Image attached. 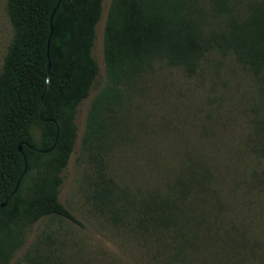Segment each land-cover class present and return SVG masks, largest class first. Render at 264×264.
<instances>
[{
	"label": "rangeland",
	"instance_id": "374dc122",
	"mask_svg": "<svg viewBox=\"0 0 264 264\" xmlns=\"http://www.w3.org/2000/svg\"><path fill=\"white\" fill-rule=\"evenodd\" d=\"M109 3L101 1L91 49L98 74L77 105L75 144L60 173L58 199L77 222L37 221L8 264H170L181 236L136 222L141 204L162 197L182 201L178 222L184 237L197 240L194 264L240 260L244 248L233 245V230H244L246 243L260 241L258 255H243L240 264H264V75L229 50L207 51L192 72L155 59L122 87L102 152L120 212L100 203L97 165L81 138L90 103L106 83L102 37ZM193 9L206 28L219 27L209 0H194ZM12 34L7 0H0V69Z\"/></svg>",
	"mask_w": 264,
	"mask_h": 264
},
{
	"label": "trees",
	"instance_id": "16d2710c",
	"mask_svg": "<svg viewBox=\"0 0 264 264\" xmlns=\"http://www.w3.org/2000/svg\"><path fill=\"white\" fill-rule=\"evenodd\" d=\"M101 1L7 0L13 34L0 69V204L7 200L0 205V264L10 262L37 221L62 217L77 222L58 199L60 173L75 144L77 105L98 74L91 49ZM209 4L221 17L215 29L205 27L194 0H110L102 37L106 83L90 103L81 144L97 165L96 196L114 214L120 212L115 206L119 192L105 176L102 152L108 148L109 120L122 87L155 59L192 72L213 48L231 51L254 74L264 75V0ZM149 199L141 204L137 225L161 228L165 236L177 232L181 239L170 264H194L197 240L184 237L178 222L182 201ZM232 234L235 248H244L234 264L242 263L243 255H258L259 240L257 248L243 239L244 230ZM188 248L191 252L185 254Z\"/></svg>",
	"mask_w": 264,
	"mask_h": 264
},
{
	"label": "water",
	"instance_id": "95a60500",
	"mask_svg": "<svg viewBox=\"0 0 264 264\" xmlns=\"http://www.w3.org/2000/svg\"><path fill=\"white\" fill-rule=\"evenodd\" d=\"M51 30H52V29H51ZM48 44H49V39L47 40V46H48ZM46 68H47V72H48L49 69H50V63H49V62H47V64H46ZM43 108H44L43 103H41L40 111H39V114H40V115L42 114ZM43 120H50V118L43 119ZM54 142H55V141H54ZM17 149H18L19 151H21V147H20V146H18ZM18 183H19V178H18L17 181H16V184H15V187L13 188V190H12V193L15 192V190H16V188H17V186H18ZM6 201H7V200H4L0 205H1V206H4V205L6 204Z\"/></svg>",
	"mask_w": 264,
	"mask_h": 264
}]
</instances>
